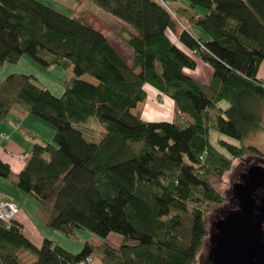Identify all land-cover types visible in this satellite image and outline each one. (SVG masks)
Here are the masks:
<instances>
[{
	"label": "trees",
	"instance_id": "1",
	"mask_svg": "<svg viewBox=\"0 0 264 264\" xmlns=\"http://www.w3.org/2000/svg\"><path fill=\"white\" fill-rule=\"evenodd\" d=\"M186 1L187 10H205L190 17L203 36L185 28L172 39L167 30L175 32V22L161 0H90L124 23L117 35L131 49L129 64L83 14L40 0H0V66L26 55L73 71L61 95L29 74L0 80V126L17 106L55 128L51 141L26 134L33 143L27 159L21 153L26 163L15 186L66 237L77 229L121 236L118 246L85 242L73 253L48 238L36 244L14 218L9 227L0 221V264H24L23 252L33 264L195 262L208 234L207 211L224 200L211 177L245 154L264 157L243 144L250 131H264L254 110L264 101V78L257 76L264 0ZM199 62L211 70L206 85L190 75ZM146 84L173 100L170 121L133 112L147 97ZM91 125L103 131L96 136ZM211 131L239 143L219 136L213 142ZM10 175L0 158V177Z\"/></svg>",
	"mask_w": 264,
	"mask_h": 264
},
{
	"label": "rangeland",
	"instance_id": "2",
	"mask_svg": "<svg viewBox=\"0 0 264 264\" xmlns=\"http://www.w3.org/2000/svg\"><path fill=\"white\" fill-rule=\"evenodd\" d=\"M42 2H47L50 6L52 5L53 8L63 13L70 12L69 6H65L63 4H54L49 0H42ZM84 2H87L89 5L92 4L91 2L90 4L87 0H84ZM75 4H77V6H75L73 9H76L79 12L83 11L82 14L86 15V19L94 27H98V29L106 35V37L112 42L113 46L119 52V54L125 59L127 63L130 64L131 49L117 35V32L122 29L124 23L121 20L110 15L106 11L96 7L94 4V6L91 5L92 9L88 4L87 6H85L84 4L79 5L78 0ZM168 5L173 15L176 28L175 32L171 29L167 30L169 36L172 39H175L177 37L175 33L185 29L182 27L179 21H181L183 25L186 26L189 24V28H187L190 32L199 34L197 32H199L201 29L198 26L187 22L188 13L191 10H187L188 2L186 0H168ZM203 11L205 10L199 6L195 7L194 9V12ZM128 28L130 29V27ZM136 71H138V69H136ZM200 71L203 74L205 73L206 76V71L204 72L203 68L200 69ZM10 73H23L32 75L38 79L41 85L48 88L55 95L62 94L64 90V81L68 77L73 76L72 68L64 69L57 66L44 67L36 63L26 55L22 56L17 63H4L0 66V80L4 79ZM258 76L264 77V62L259 69ZM82 78L88 79V77L86 76H82ZM145 89L147 92L146 99L142 103H139L136 109L133 110V112L135 114H139L143 119L148 121H170L172 119L173 111L175 108L173 100L165 94H159L148 84L145 85ZM221 105L225 107L227 103L222 102ZM14 108L19 107L14 106ZM254 110L260 115L261 119L264 120V101H258L257 104L255 103ZM13 117L14 113L10 112V122L18 123V121ZM5 123L6 122H3L2 125ZM23 126L24 127H22V129H19L16 134L17 136L19 135V138L24 145L28 144V141H25L27 138L26 131H31L33 134L40 137V139L41 137H44L47 141H51V138L53 136L52 133H54L55 131V128L51 124L46 123L45 121L30 113H27V119L24 120ZM91 127L95 131L96 136H98L103 131V128L99 125H91ZM217 136L222 139L229 140L234 144L239 143L234 139H230L224 135H220L215 131H211V141H216ZM30 143L32 145L33 142L31 141ZM243 144L254 146L259 151H261L262 154H264V131H250L243 139ZM28 154L29 151H27V153L25 154L26 159L28 158ZM26 159L21 160L17 155L15 163L10 164V178L5 179L0 177V194L5 195L9 199L12 198L19 211L16 217H19L21 219L24 225L25 232L32 235L31 239L33 238L32 240L36 244L40 245L44 238H49L73 253L79 252L85 242L93 245H99L102 242H106L112 246H118L120 244L119 237L121 238V236L116 233H110L105 238H101L90 232L89 230L77 229L73 236L66 237L60 231L46 225L45 222L47 221L48 216L46 213L39 212L34 197L30 193H26L18 189L14 184V180L16 179L15 173L20 170L18 167H16V162H20L22 165H25ZM259 160L260 158H257L250 153L245 154L243 158L234 159L228 171L224 172L219 177H211L212 184L220 192L224 200L220 204L212 205L207 211L206 221L208 234L204 238V241L200 249L198 250L196 260L193 264H209V250L211 247L209 240L210 230H215V223L218 221V219H221L227 211H231L235 208V204L234 202H232L233 187L240 181L239 179L241 178V176L246 173V171L248 170V166L253 162L258 163ZM262 160H264V157ZM16 217L15 219H17ZM21 255L24 264H33L34 259L31 254H29L28 252H23ZM93 256L95 258L94 261H98V257L95 255Z\"/></svg>",
	"mask_w": 264,
	"mask_h": 264
},
{
	"label": "water",
	"instance_id": "3",
	"mask_svg": "<svg viewBox=\"0 0 264 264\" xmlns=\"http://www.w3.org/2000/svg\"><path fill=\"white\" fill-rule=\"evenodd\" d=\"M254 167L246 171L243 183L233 187L236 210L227 211L210 231L209 264H264V236L260 224L264 221V198L256 205L251 195L264 187V173ZM256 210L260 215H255Z\"/></svg>",
	"mask_w": 264,
	"mask_h": 264
},
{
	"label": "crops",
	"instance_id": "4",
	"mask_svg": "<svg viewBox=\"0 0 264 264\" xmlns=\"http://www.w3.org/2000/svg\"><path fill=\"white\" fill-rule=\"evenodd\" d=\"M40 1H42V0H40ZM50 2H52V3H54V4H59V5H65V6H69L70 7V12L68 13V14H70V15H80V14H82L83 13V11L82 12H79V11H77L76 9L74 10L73 8L75 7V6H77V4H75L76 2H77V0H49ZM76 1V2H75ZM89 3H90V0H87ZM45 2V1H44ZM78 2H79V5H82V4H84L85 6H87V2L85 3L84 2V0H78ZM45 4H47V5H49L47 2L45 3ZM91 4V3H90ZM89 5V4H88ZM91 5H93V4H91ZM91 5H89L90 6V8L92 9V6ZM50 6V5H49ZM94 6V5H93ZM51 7H52V5H51ZM88 8V7H87ZM204 13V11L203 12H194V9L193 10H191L189 13H188V17H187V22L188 23H191V21H190V17L192 16V15H202ZM82 17H83V19L85 20V21H87L88 23H90L87 19H86V15L85 14H83L82 15ZM180 22V24L182 25V27L183 28H186L187 30H188V28H189V24L186 26V25H183V23L181 22V21H179ZM91 24V23H90ZM92 25V24H91ZM188 27V28H187ZM97 29H98V27H97ZM175 30H176V28H175ZM177 32V31H176ZM181 32V31H180ZM180 32H177V33H175V35L176 36H178V34L180 33ZM193 34H196L195 32H192ZM197 33H199V34H197V35H200V36H203V33H202V31L200 30L199 32H197ZM177 38V37H176ZM175 38V39H176ZM112 43V42H111ZM264 61H262L261 62V64H260V67H261V65H262V63H263ZM205 67V68H204ZM260 67H259V69H260ZM204 69V72L206 71V76H205V73L203 74L201 71H200V69ZM203 71V70H202ZM258 72H259V70H258ZM190 75H192L194 78H196L197 80H200L203 84H208L209 83V81L211 80V70H210V67L206 64V63H204V62H199V65L196 67V69L195 70H193L192 72H190ZM257 76H258V73H257ZM258 78H264V77H260V76H258ZM10 112H13L14 113V117L13 118H15L17 121H18V123H11L10 122V120H9V118L5 121L6 123L5 124H3L2 126H1V128H0V130L1 131H4V132H6L7 134H9V138L8 139H6V140H4L3 142H2V144H1V146H0V158L3 160V161H5V162H7V163H9V165L10 164H14L15 163V159L17 158V155L19 156V154H21V153H26L27 151H30V149H31V141L29 140V136H26L27 138H26V140L25 139H23V140H25V141H28V144L27 145H24L22 142H21V140H20V138H19V135L17 136V131L19 130V129H22V127H24L23 125H24V120L25 119H27V113H25V112H23L21 109H19V108H12L11 109V111ZM28 132H31V131H26V133H28ZM53 134V133H52ZM20 135H22V134H20ZM25 138V137H24ZM42 139H44L45 140V138L44 137H41ZM30 147V148H29ZM28 148H29V150H28ZM24 149H26V150H24ZM22 160V159H21ZM16 167H18L20 170L23 168V166L24 165H22L20 162H16ZM11 166V165H10ZM18 172V171H17ZM16 174V173H15ZM6 198V199H5ZM7 199H9V198H7L5 195H2V194H0V200H7ZM10 201H12V202H14L13 200H12V198H10L9 199ZM40 212V211H39ZM18 213H19V211H18ZM17 213V214H18ZM16 214V215H17ZM16 215H15V217H16ZM15 217H14V219H15ZM17 218V217H16ZM15 221L17 222V223H19V225H20V227H21V230H22V232L25 234V235H27L29 238H31V236L32 235H30V234H28V233H26L25 232V230H24V225H23V223H22V221H21V219L18 217L17 219H15ZM46 223V222H45ZM33 239V238H32ZM49 239V238H48ZM121 241V238L119 237V242ZM37 242V241H36Z\"/></svg>",
	"mask_w": 264,
	"mask_h": 264
},
{
	"label": "built area",
	"instance_id": "5",
	"mask_svg": "<svg viewBox=\"0 0 264 264\" xmlns=\"http://www.w3.org/2000/svg\"><path fill=\"white\" fill-rule=\"evenodd\" d=\"M163 4L167 6L166 0H161ZM9 134L6 132H0V145L1 142L8 139ZM20 159H24L25 156L23 154H19ZM18 213L17 205L10 200L0 201V221L5 224L6 227H9L11 220ZM90 260V259H89Z\"/></svg>",
	"mask_w": 264,
	"mask_h": 264
},
{
	"label": "flooded vegetation",
	"instance_id": "6",
	"mask_svg": "<svg viewBox=\"0 0 264 264\" xmlns=\"http://www.w3.org/2000/svg\"><path fill=\"white\" fill-rule=\"evenodd\" d=\"M262 159L263 158H261L258 163L253 162L252 164H250L248 166V169L250 168V170H251L254 167H259V168H261L260 169L261 173H264V160H262ZM245 176H246V173H244L241 176V178L239 179L240 181L238 183H243L244 180L246 179ZM251 197L254 200V202L256 203V205H259L261 203L262 199L264 198V187H259V188L255 189L253 191ZM232 202H234V204H235V208L233 210H236L238 208V205H239L238 203L239 202L237 200H235L234 198H233ZM258 214L260 215V211L256 210L254 212V216L258 215ZM260 229H261V232H262V234L264 236V221L261 222ZM212 230H214V229H211L210 231H212Z\"/></svg>",
	"mask_w": 264,
	"mask_h": 264
}]
</instances>
